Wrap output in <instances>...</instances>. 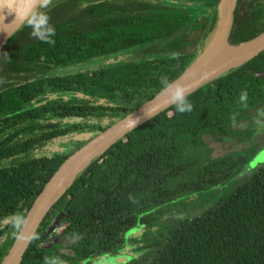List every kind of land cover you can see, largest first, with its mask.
Returning a JSON list of instances; mask_svg holds the SVG:
<instances>
[{
  "label": "trees",
  "instance_id": "trees-1",
  "mask_svg": "<svg viewBox=\"0 0 264 264\" xmlns=\"http://www.w3.org/2000/svg\"><path fill=\"white\" fill-rule=\"evenodd\" d=\"M222 4L55 0V43L31 36L13 48L11 36L0 50V218L27 214L67 157L158 94L161 76L175 81L200 58L220 33ZM263 32L264 0H233L225 43ZM116 53L122 63L69 72ZM189 100L190 113L167 107L75 174L16 264L53 255L66 264H264V163L242 174L264 148V48ZM10 232L0 227V261Z\"/></svg>",
  "mask_w": 264,
  "mask_h": 264
},
{
  "label": "water",
  "instance_id": "water-1",
  "mask_svg": "<svg viewBox=\"0 0 264 264\" xmlns=\"http://www.w3.org/2000/svg\"><path fill=\"white\" fill-rule=\"evenodd\" d=\"M227 1V5L225 6L226 9L221 11V24L224 20L228 21V27L230 23V13H231V7L233 4V0H223ZM6 15V19L4 20L5 24H11L14 20V15ZM15 25L9 26V31L13 33L15 29ZM227 30L224 34V44L228 49H230L232 52H238V51H245L248 52L253 48L258 49L250 56L252 57L256 53H258L260 50L264 48V32L253 39H250L248 41L242 42L236 46H229L225 43ZM221 28V25H220ZM10 35L6 34L3 31H0V50L2 46L5 44V42L9 39ZM216 41V40H215ZM214 44L200 57L198 58L191 66H189L175 81L181 83L184 79V75L190 71V68H192L198 61L202 60L204 56L213 48ZM235 54L229 55L224 61L218 63L213 68L209 69L193 81H191L187 87L191 89V93L206 83L210 82L223 72L228 71L229 69H232L243 62L247 61L250 57L247 59L231 64L233 60L235 59ZM200 63V62H199ZM69 93H63L59 94L58 96H67ZM164 97L160 96L159 93L156 94L154 97H152L150 100H148L146 103L140 105L138 108L100 132L98 135L90 139L88 142H86L82 147H80L77 151H75L73 154H71L69 157H67L55 170V172L52 174V176L48 179L46 184L43 186L40 193L36 196V198L33 200L29 210L27 211V216L29 218V224L31 227L35 230L39 221L43 217L44 213L48 209L49 205L60 195L62 190L69 184L71 179L77 174L90 160H92L96 155H98L101 151H103L105 148H107L110 144H112L115 140L122 137L124 134H126L128 131L133 129L132 127H128L126 125V120L130 116L132 119H138L139 123L136 124L139 125L153 116H155L157 113L161 112L162 110L166 109L167 107L171 106L169 104L164 103ZM135 126V127H136ZM28 243V242H27ZM27 243L17 241L16 239H13L7 253L3 257V259L0 261V264H16L19 260L20 256L22 255Z\"/></svg>",
  "mask_w": 264,
  "mask_h": 264
},
{
  "label": "clouds",
  "instance_id": "clouds-1",
  "mask_svg": "<svg viewBox=\"0 0 264 264\" xmlns=\"http://www.w3.org/2000/svg\"><path fill=\"white\" fill-rule=\"evenodd\" d=\"M55 5V0H0V31L12 35L9 31L10 25H15L14 31H23L25 28L31 29V36L43 43H55L53 37L56 34V27L51 23L49 11ZM14 15L11 24H5L6 15ZM5 55H7L5 53ZM159 95L164 97V103L174 106L175 111L180 114L190 113L193 104L189 100L191 89L177 81L170 80L168 76L160 78ZM246 98V93H242L241 100ZM131 116V115H130ZM130 116L126 120L128 127L134 128L138 119ZM0 227L11 229V236L20 242H31L38 240L39 234L29 224L28 216L15 211L6 217L0 218ZM43 264H66L60 255L45 256Z\"/></svg>",
  "mask_w": 264,
  "mask_h": 264
},
{
  "label": "rangeland",
  "instance_id": "rangeland-1",
  "mask_svg": "<svg viewBox=\"0 0 264 264\" xmlns=\"http://www.w3.org/2000/svg\"><path fill=\"white\" fill-rule=\"evenodd\" d=\"M13 41H12V47L16 48L19 46H22L26 41L31 37V29H24L23 31H13L12 35ZM10 36V37H11ZM9 37V38H10ZM6 52H9L6 51ZM125 56L122 53H116L105 57L95 58L90 64L83 65V66H75L72 70L69 72H75L77 70H93L99 67H105V66H112L119 63H122L125 60ZM65 71H55L53 74L59 75L62 74ZM0 73L1 67H0ZM264 114V106L260 110ZM264 163V148L263 150H259L255 156L246 164V166L243 169L242 174L247 175L249 172L254 170L256 167ZM57 228L55 226H50L45 234V238L47 241L52 242L54 237L57 235ZM117 260H107L102 261L98 264H116Z\"/></svg>",
  "mask_w": 264,
  "mask_h": 264
},
{
  "label": "bare ground",
  "instance_id": "bare-ground-1",
  "mask_svg": "<svg viewBox=\"0 0 264 264\" xmlns=\"http://www.w3.org/2000/svg\"><path fill=\"white\" fill-rule=\"evenodd\" d=\"M227 1H224L222 4V10L226 9ZM228 27V21L224 20L221 24L220 33L214 42L213 48L204 56V58L200 61H198L192 68H190V71H188L184 75V79L181 82L183 85H188L191 81L208 71L209 69L216 66L218 63L224 61L229 55L235 54V59L231 64H235L238 62H241L248 57H250L257 49L253 48L248 52L245 51H231L226 47L224 44V34ZM228 45V44H227ZM200 62V63H199Z\"/></svg>",
  "mask_w": 264,
  "mask_h": 264
}]
</instances>
